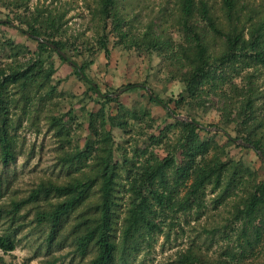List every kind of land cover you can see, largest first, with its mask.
Here are the masks:
<instances>
[{
  "label": "trees",
  "instance_id": "obj_1",
  "mask_svg": "<svg viewBox=\"0 0 264 264\" xmlns=\"http://www.w3.org/2000/svg\"><path fill=\"white\" fill-rule=\"evenodd\" d=\"M81 1L93 38L85 30L68 34L67 10L51 2L0 0V200L10 188L25 133L50 137L59 173L27 196L0 203V264H16L12 253L26 230L21 238L40 241L47 255L70 248L86 264H136L159 239L162 246L188 241L169 264L258 259L264 179L243 156L230 155V147L251 151L264 163V0ZM2 28L26 35L34 51ZM110 36L122 49L143 55L152 81L179 86L167 99L149 93L147 81L126 86L144 91L164 108L165 118L129 110L114 91L102 93L89 81L90 58L99 52L110 58ZM53 56L88 84L84 94L95 96L89 99L99 105L96 112L82 109L78 117L72 107L63 111ZM211 112L218 117L209 125L215 131L203 137L200 132L210 133L202 120ZM180 115L187 120L173 117ZM83 123L84 137L73 129ZM203 217L219 222L207 228ZM215 235L224 245L212 257L200 241Z\"/></svg>",
  "mask_w": 264,
  "mask_h": 264
},
{
  "label": "rangeland",
  "instance_id": "obj_2",
  "mask_svg": "<svg viewBox=\"0 0 264 264\" xmlns=\"http://www.w3.org/2000/svg\"><path fill=\"white\" fill-rule=\"evenodd\" d=\"M43 1H46V4L51 2L52 8H59L62 11L67 10L65 19L68 21V34L85 30V36L87 38H93V31L91 30L92 25L89 21L90 15L83 6L81 0H41V3ZM149 1L151 4L159 5L161 0ZM0 17H3V14H0ZM2 29L8 37L13 39L16 43L24 44L28 46L31 51H34L35 43L26 35L9 28ZM108 47L110 50L109 59H106L102 52L96 53L90 58V60H93V63L89 66L87 71L89 81L97 85L102 93L114 91L115 93L112 94V96H115V98L118 99V103L129 110L133 108H143L150 112V116L153 119L161 120L165 118L164 108L148 101L147 94L144 91L140 89H126V86L129 84L139 85L147 81L152 89L148 88V92H157L163 99H167L170 96L175 97L180 91L179 86H177V84L163 85L160 82L152 81L153 72H150L148 61L143 55H138L134 50L122 49L121 46L116 45V40L111 36L109 37ZM52 61L56 68L54 77L56 80L59 79L61 81L58 91L63 94V111H67L68 108L72 107L75 111V115L78 117H82V109L87 112H96L99 109V105L89 99V96L93 99H95V96L88 92V95L84 94V92L87 91L88 84L80 81L74 75L69 63L61 62L57 56H53ZM156 63L157 60H154L152 64L155 65ZM260 83L264 86V78L260 80ZM68 94L72 95L71 99ZM108 110L111 114L115 115L117 113L116 103H111ZM217 120L218 117L214 112L206 116L202 120V124L207 128L210 134L207 135V133L202 131L200 132L201 136H213L212 134L215 129L209 125L216 123ZM169 123H172V121L167 120L166 124ZM166 124H162L161 126L163 127ZM73 129L78 136L83 135L82 137H84L88 135L84 123L80 128L73 127ZM156 131L157 130H153L152 133H156ZM113 135L116 141L122 144L120 139L121 133L118 130H114ZM23 137V152L17 159L16 164L11 167V173H13L14 176L12 177L9 190L5 192V196L0 200V203L7 202L10 199L25 197L38 182L47 180L51 178L52 175L56 176L59 174L58 170L54 168L56 155L53 151L54 142L50 137L44 136L43 133L40 135L25 133ZM215 140L221 144L224 142V139L220 137H215ZM236 144H240L239 141H236ZM30 151H32V154H30ZM230 155L236 158L243 156L246 161L252 163L258 172L259 180L264 179V163L259 157H256L253 152L243 150L238 146H233L230 147ZM220 211L222 210L220 209ZM217 213L218 212H213L212 215L218 218ZM201 222L202 224H207V228H210L211 225L219 221L211 224L206 217H203ZM192 225H194V222L191 223V226ZM190 227L186 228V231ZM0 231H3L1 226ZM26 231L18 236L19 240L16 249L12 253L16 264H86V261L80 262L78 258H73L70 248H66L61 252H55L53 256L47 255L44 248L39 249L40 241L34 242L26 240V238H21L22 235L26 234ZM218 237L219 236L215 235L213 241H210V238H207V240L202 238V241H200L202 251L208 256L216 257L222 254L224 244L223 241L218 240ZM187 246L188 241L186 239H179L176 243L172 242V244L165 246H162V239H159L152 249L147 253L141 254L136 264H139L141 261V264H169L172 254L177 249L187 248ZM260 246L261 254L259 258L252 262L250 261L249 264H264V236Z\"/></svg>",
  "mask_w": 264,
  "mask_h": 264
},
{
  "label": "water",
  "instance_id": "obj_3",
  "mask_svg": "<svg viewBox=\"0 0 264 264\" xmlns=\"http://www.w3.org/2000/svg\"><path fill=\"white\" fill-rule=\"evenodd\" d=\"M53 47V46H52ZM175 119H178V120H187L184 116H173Z\"/></svg>",
  "mask_w": 264,
  "mask_h": 264
}]
</instances>
